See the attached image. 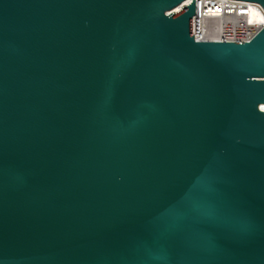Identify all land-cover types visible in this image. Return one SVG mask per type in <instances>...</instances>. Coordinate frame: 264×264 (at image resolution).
Here are the masks:
<instances>
[{
	"label": "water",
	"instance_id": "95a60500",
	"mask_svg": "<svg viewBox=\"0 0 264 264\" xmlns=\"http://www.w3.org/2000/svg\"><path fill=\"white\" fill-rule=\"evenodd\" d=\"M0 264H264V0H0Z\"/></svg>",
	"mask_w": 264,
	"mask_h": 264
}]
</instances>
